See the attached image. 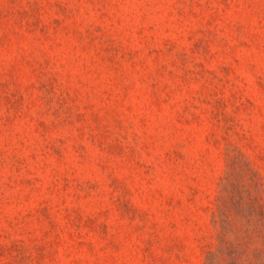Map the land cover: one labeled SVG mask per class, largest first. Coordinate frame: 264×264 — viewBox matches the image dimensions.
I'll use <instances>...</instances> for the list:
<instances>
[{"label": "rangeland", "instance_id": "374dc122", "mask_svg": "<svg viewBox=\"0 0 264 264\" xmlns=\"http://www.w3.org/2000/svg\"><path fill=\"white\" fill-rule=\"evenodd\" d=\"M0 264H264V0H0Z\"/></svg>", "mask_w": 264, "mask_h": 264}]
</instances>
